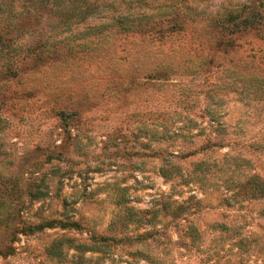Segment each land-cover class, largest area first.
<instances>
[{
	"label": "rangeland",
	"instance_id": "1",
	"mask_svg": "<svg viewBox=\"0 0 264 264\" xmlns=\"http://www.w3.org/2000/svg\"><path fill=\"white\" fill-rule=\"evenodd\" d=\"M84 2L0 0V264H264V0Z\"/></svg>",
	"mask_w": 264,
	"mask_h": 264
},
{
	"label": "trees",
	"instance_id": "2",
	"mask_svg": "<svg viewBox=\"0 0 264 264\" xmlns=\"http://www.w3.org/2000/svg\"><path fill=\"white\" fill-rule=\"evenodd\" d=\"M76 1H77V0H72V2L74 3V5L72 4V6H73V10H74V8L76 9L78 6H81V8L84 7V5H83V4H85L84 0H80V3H76ZM62 7H63V6H62ZM62 7H60V5H58V8H57V10H58L57 17H58V20H59L61 23H64V21L66 20L67 16H69V15H68V11H67V8H68V7H66V8H62ZM80 10H81V9H80ZM70 25H71V24H68V26H70ZM124 30H127V29H124ZM85 47H87V46H85ZM85 47H83V48H85ZM72 48H73L72 46H69V47H68L69 51H70ZM81 48H82V47H81ZM54 54H55V55H59V53H58L57 50L55 51ZM49 56H50V55H49ZM49 56H47V57H49Z\"/></svg>",
	"mask_w": 264,
	"mask_h": 264
}]
</instances>
